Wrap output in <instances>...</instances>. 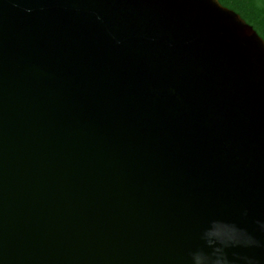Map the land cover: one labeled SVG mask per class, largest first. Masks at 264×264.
<instances>
[{
  "label": "water",
  "instance_id": "obj_1",
  "mask_svg": "<svg viewBox=\"0 0 264 264\" xmlns=\"http://www.w3.org/2000/svg\"><path fill=\"white\" fill-rule=\"evenodd\" d=\"M0 264H264V40L219 0H0Z\"/></svg>",
  "mask_w": 264,
  "mask_h": 264
},
{
  "label": "trees",
  "instance_id": "obj_2",
  "mask_svg": "<svg viewBox=\"0 0 264 264\" xmlns=\"http://www.w3.org/2000/svg\"><path fill=\"white\" fill-rule=\"evenodd\" d=\"M220 3L239 14L264 40V0H219Z\"/></svg>",
  "mask_w": 264,
  "mask_h": 264
}]
</instances>
